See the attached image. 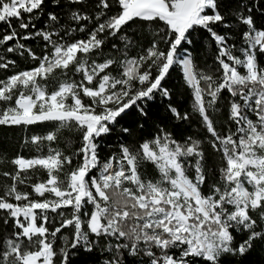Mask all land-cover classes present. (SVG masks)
<instances>
[{
	"label": "snow or ice",
	"instance_id": "6c2138e0",
	"mask_svg": "<svg viewBox=\"0 0 264 264\" xmlns=\"http://www.w3.org/2000/svg\"><path fill=\"white\" fill-rule=\"evenodd\" d=\"M253 7L0 0V70H11L0 126L47 129L25 141L43 154L0 171V264H73L81 252L103 264H222L264 242V24ZM197 29L214 45L204 68L188 50ZM16 57L32 66L15 70ZM173 69L192 107L168 109L201 132L180 140L157 126L102 157L130 109L148 117L157 95L171 99Z\"/></svg>",
	"mask_w": 264,
	"mask_h": 264
},
{
	"label": "trees",
	"instance_id": "16d2710c",
	"mask_svg": "<svg viewBox=\"0 0 264 264\" xmlns=\"http://www.w3.org/2000/svg\"><path fill=\"white\" fill-rule=\"evenodd\" d=\"M225 3L234 5L236 0H225ZM244 3L253 7V12L257 19V26L264 24V20L259 19L264 14V8L261 4L264 0H244ZM39 26V25H38ZM4 26L0 25V32L3 31ZM223 31V29H218ZM194 43L188 46V50L195 58L198 66L204 68L205 65L212 64V57L214 51V45L211 44L207 38V33L202 29H197L193 35ZM29 45L40 52V42L29 41ZM18 63L15 70H21L31 67V62L27 59H20L16 57ZM6 74H11V70L5 73L0 70V77ZM171 93V99H165L159 95L154 101L148 103L147 108L148 117H142L135 108L130 109L127 114L124 115L120 122V125L109 136L103 137L100 141V154L102 157H107L109 154L116 152L120 143L142 141L143 139L151 137L156 131L157 126H163L171 131L175 138L184 139L190 134L200 133L201 129L198 126L196 120L193 118L191 121H178L176 120L168 109V105L171 104L177 107L182 113L190 111L192 107V97L190 90L186 88L182 80V74L179 70L173 69L170 76L164 81ZM227 95V93H225ZM223 103V102H222ZM223 111V108H222ZM143 123L144 127L140 128L139 125ZM128 127L130 133L126 136L120 132V128ZM47 131L44 126H36L31 130L17 128V127H2L0 126V158L3 159V163H0V171L9 170L12 166L9 161L17 154H22L27 158H31L33 155H41L43 153L36 152L35 146L25 144V141L30 140L32 135H42ZM60 146L62 148L68 147L64 141H61ZM73 145L72 147H74ZM207 151L211 154V149L207 148ZM210 161L213 158L210 155ZM151 171V166H147ZM37 175H42L37 173ZM2 179V178H0ZM206 190V189H205ZM242 237L237 234V239ZM107 254H103L106 256ZM103 264L102 254L99 252L85 253L81 252L78 256L74 257L73 264ZM222 264H264V242L257 241L253 248L246 253L243 257L240 256H225L223 257Z\"/></svg>",
	"mask_w": 264,
	"mask_h": 264
}]
</instances>
